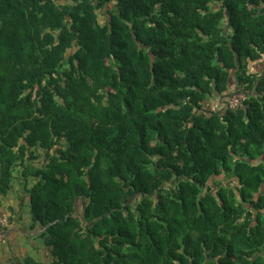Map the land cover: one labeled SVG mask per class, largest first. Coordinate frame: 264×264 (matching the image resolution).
<instances>
[{
	"label": "trees",
	"instance_id": "trees-1",
	"mask_svg": "<svg viewBox=\"0 0 264 264\" xmlns=\"http://www.w3.org/2000/svg\"><path fill=\"white\" fill-rule=\"evenodd\" d=\"M263 54L264 0H0V210L26 180L53 255L22 264H264Z\"/></svg>",
	"mask_w": 264,
	"mask_h": 264
},
{
	"label": "crops",
	"instance_id": "crops-1",
	"mask_svg": "<svg viewBox=\"0 0 264 264\" xmlns=\"http://www.w3.org/2000/svg\"><path fill=\"white\" fill-rule=\"evenodd\" d=\"M249 71L260 76L264 74V54L249 63ZM228 100L227 97L215 95L211 99V106L217 110L224 109ZM259 162L258 159L255 161ZM28 188L26 180L17 178L2 200V209L10 214L11 223L7 238L0 242V264H22L29 258L44 263L53 261L51 249L42 235L43 227L32 220Z\"/></svg>",
	"mask_w": 264,
	"mask_h": 264
},
{
	"label": "built area",
	"instance_id": "built-area-1",
	"mask_svg": "<svg viewBox=\"0 0 264 264\" xmlns=\"http://www.w3.org/2000/svg\"><path fill=\"white\" fill-rule=\"evenodd\" d=\"M247 94L244 92L237 93L229 98L227 107L231 110H237L246 100ZM11 223L10 214L4 210H0V242L4 241L8 236V229Z\"/></svg>",
	"mask_w": 264,
	"mask_h": 264
},
{
	"label": "rangeland",
	"instance_id": "rangeland-1",
	"mask_svg": "<svg viewBox=\"0 0 264 264\" xmlns=\"http://www.w3.org/2000/svg\"><path fill=\"white\" fill-rule=\"evenodd\" d=\"M110 8H112V5H110ZM106 9H107V8H106ZM106 9H104V12H106ZM101 18H102V20H103L102 15H101ZM102 22H104V20H103ZM235 88H236V86H232V90H234ZM224 176H225V175H224ZM224 176H223V174L220 175V177H217V180L222 181V184H223V185H228V184H229V180L226 179ZM80 214H82V212H80Z\"/></svg>",
	"mask_w": 264,
	"mask_h": 264
},
{
	"label": "flooded vegetation",
	"instance_id": "flooded-vegetation-1",
	"mask_svg": "<svg viewBox=\"0 0 264 264\" xmlns=\"http://www.w3.org/2000/svg\"><path fill=\"white\" fill-rule=\"evenodd\" d=\"M222 175V174H221ZM225 174H223L224 176ZM217 177H220V175H218ZM226 179L229 180V184L228 185H224V186H227V187H232V186H235V183L233 182V180L231 178H227L226 176H224Z\"/></svg>",
	"mask_w": 264,
	"mask_h": 264
},
{
	"label": "water",
	"instance_id": "water-1",
	"mask_svg": "<svg viewBox=\"0 0 264 264\" xmlns=\"http://www.w3.org/2000/svg\"><path fill=\"white\" fill-rule=\"evenodd\" d=\"M234 85H235V84H234ZM234 85H233V86H234ZM258 160H259V161H261L262 159H261V158H259Z\"/></svg>",
	"mask_w": 264,
	"mask_h": 264
}]
</instances>
